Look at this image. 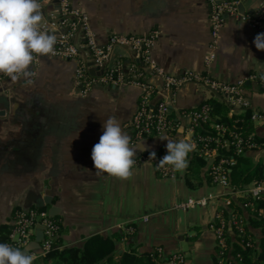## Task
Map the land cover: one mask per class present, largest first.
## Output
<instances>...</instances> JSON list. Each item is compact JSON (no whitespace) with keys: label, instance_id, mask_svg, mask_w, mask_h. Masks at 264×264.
<instances>
[{"label":"crops","instance_id":"crops-1","mask_svg":"<svg viewBox=\"0 0 264 264\" xmlns=\"http://www.w3.org/2000/svg\"><path fill=\"white\" fill-rule=\"evenodd\" d=\"M68 2L72 10L89 17L100 46H107L113 35L155 37L150 57L156 69L129 47L120 46L112 51L110 65H122L129 76L132 69L142 73L144 81L157 88L155 101L173 105L172 115L179 128L171 135L137 141L132 119L141 89L128 84L98 85L84 93L76 70L83 65L92 76L98 75L93 56L85 47L77 59L38 57L26 79L13 81L0 74V243L10 233L17 209L38 206L49 214L56 209L50 216L61 224L63 247H80L96 235H120L115 240L119 252L131 248L147 254L161 248L165 257L184 252L186 264H218L211 224L222 209L230 214L232 209L227 204L230 190L213 184L208 175L210 161L194 174L189 173V162L177 178H161L151 163H144L133 169L131 179L119 180L98 175L91 152L108 115L120 120L123 132L130 137V147L136 148L137 159L152 152L167 154L168 141L160 139L162 136L193 142L196 130L191 113L208 101L228 105L230 117L247 111L230 106L223 95L194 81L175 91L165 87L166 78L179 79L195 72L232 85L244 81L245 96L251 102L248 110L262 117L258 121L250 118L255 128L252 136L261 140L258 150L250 155L264 165V51L254 44L261 32L242 19L264 11V0H240L239 15H228L217 35L211 25L210 0ZM40 3V27L61 20L62 0ZM67 30L55 26L44 32L58 38ZM74 42L85 45L82 30ZM194 152L189 153L190 161ZM188 175L194 178L193 184L188 183ZM190 198L206 200L207 204L189 210L174 208ZM248 218L246 215L247 223ZM128 226L134 228L133 234H127ZM251 231L259 241L260 231ZM40 232L34 231V239Z\"/></svg>","mask_w":264,"mask_h":264},{"label":"built area","instance_id":"built-area-1","mask_svg":"<svg viewBox=\"0 0 264 264\" xmlns=\"http://www.w3.org/2000/svg\"><path fill=\"white\" fill-rule=\"evenodd\" d=\"M239 1L240 0H210L212 7L211 25L214 35H217L218 31L223 27L228 15L235 13L239 15V12H237V6L240 3ZM60 12L62 14V18L58 21V23L45 24L41 26V30L46 31L50 27L55 26L68 28L67 32L60 34L57 38V43L55 45L56 54L52 57L77 59L81 55V51L84 47L93 56L98 75L92 76L88 69L83 65L76 70V79L81 85L83 92L88 93L98 85L118 87L128 84L138 87L141 89L142 95L136 114L132 119L135 139L137 141H143L155 136L163 134L171 135L175 133L178 130L179 125L174 120L172 115L173 105L166 101H155V97L157 95L156 86L145 82L142 73L137 70L132 69V74L129 76L124 71L122 65H110L112 51L116 46H120L129 47L147 65H150L152 69H156L150 57V50L154 45L155 37L149 36L139 38L126 35H113L107 46H100L96 42L94 33L90 26L89 17L87 15L81 11L72 10L69 6L68 0H62ZM242 19L251 23L258 32H264V11L260 12L256 16H243ZM79 30L83 31L86 38L84 46H80L74 42ZM4 77L9 78L5 75ZM189 81L203 84L209 89L223 95L232 107H239L243 110L251 108V102L245 96L244 81L232 85L213 80L207 75L188 72L179 79L170 77L166 78L165 87L171 91H175L184 83ZM211 113L212 107L207 103L203 104L191 113L194 122V131L197 127L212 119ZM261 119L262 117L259 113H255L254 111L251 113L252 121H258ZM213 127L219 134L228 130V128H226L223 124H215ZM229 133L230 139L224 140L221 139V137L219 138L208 135L194 137L193 142L196 145L195 151H198L207 162H211L208 175L213 184L230 190L229 196L227 197V204L230 206L233 198L237 197H247L248 195H252L255 199H259L261 195V188L264 185L262 183L252 184L248 185L244 190H239L233 187L230 172L236 161L232 156L228 158L223 157L217 161V157L220 156V149H230V147L233 146L237 155H245L248 152L258 149L260 145L255 141L252 135L247 139H244L238 133H234L232 131ZM155 153V160H149L151 153L142 155L135 159L133 169H137L144 163H151L161 178H177L181 172H174L170 166H165L164 168H160L158 166L160 160L166 154L160 152ZM188 161L190 162L189 156ZM206 204V200H194L190 198L176 203L174 208L177 210H189L197 206H205ZM244 207L252 208V210H254V204L252 202L246 203ZM143 220H148V217H144ZM247 225L248 223L244 214L231 213L229 216L224 209L216 214V218L211 224V229L216 235L218 264L242 263L243 258L241 254L233 255L231 254V251L232 244L235 243L237 236L249 237ZM36 229H40L43 234L40 249L36 251H28L27 254L34 255L36 258L44 256L53 249L55 241L60 235V223L51 217L47 210H41L33 207L17 209L14 212L13 226L8 234L7 240L4 243L9 244L12 247L19 248L22 252H25L26 248L34 240V231ZM126 231L128 235L133 234L134 228L132 226H128ZM246 246L252 247L253 245L251 241H248ZM154 254L156 264L187 263V256L184 252H176L165 257L163 255V250L159 248L155 250Z\"/></svg>","mask_w":264,"mask_h":264},{"label":"clouds","instance_id":"clouds-1","mask_svg":"<svg viewBox=\"0 0 264 264\" xmlns=\"http://www.w3.org/2000/svg\"><path fill=\"white\" fill-rule=\"evenodd\" d=\"M43 20L40 0H0V74L16 81L32 75L31 65L40 56H54L57 38L41 30ZM257 50L264 51V33L255 37ZM102 135L91 152L97 174H107L119 180L133 176L136 148L130 147V137L123 132L121 122L115 115H108L102 124ZM167 154L158 166H170L174 172L188 167L189 153L196 148L194 142L181 139L173 141L166 136ZM156 153L149 160H155ZM36 257L19 248L0 243V264H33Z\"/></svg>","mask_w":264,"mask_h":264},{"label":"trees","instance_id":"trees-1","mask_svg":"<svg viewBox=\"0 0 264 264\" xmlns=\"http://www.w3.org/2000/svg\"><path fill=\"white\" fill-rule=\"evenodd\" d=\"M212 107V119L207 123L196 128L195 137L198 136H216L221 139H230V131L240 134L244 139H247L254 134L255 128L251 124V113L249 110L241 115L229 116L230 108L226 104H221L216 101H208ZM215 124H223L227 131L219 134L214 129ZM230 130V131H229ZM254 139L259 143V137L254 135ZM258 150V149H256ZM256 150L252 151L255 152ZM248 152L245 155H237L234 147L230 149L222 148L219 151L220 156L217 161L223 157H234L236 163L230 172L231 183L234 188L244 190L248 185L264 183V165L256 163L253 157ZM206 160L203 156L195 151L191 157L189 164V173H197V169L205 166ZM188 183L193 184L194 178L188 175ZM248 202L254 204L252 208H245L244 205ZM33 208L46 210L45 208L34 206ZM232 213L244 214L248 218V236L236 237L235 243L232 244L231 254H241L243 261L241 264H264V213L259 214L258 210H264V193H261L259 199H255L252 195L247 197H239L232 200L230 205ZM228 213V212H226ZM230 216V213H228ZM251 229L259 230L261 238L257 241ZM61 232V224H60ZM8 233L4 237L3 242L7 240ZM120 235L111 237H103L96 235L88 238L80 247H63L60 239L55 241L54 247L46 255L34 259L33 264H156L155 254H138L134 249H126L119 252L116 248V241L120 239ZM251 241L252 247H247L246 244Z\"/></svg>","mask_w":264,"mask_h":264},{"label":"water","instance_id":"water-1","mask_svg":"<svg viewBox=\"0 0 264 264\" xmlns=\"http://www.w3.org/2000/svg\"><path fill=\"white\" fill-rule=\"evenodd\" d=\"M55 210L56 209L53 208L50 214L53 215V211H55ZM42 238H43V234H42V232H40L38 234V236L34 239V241H32L29 244V246L26 248V251L25 252H28V251H36V250L40 249V244H41Z\"/></svg>","mask_w":264,"mask_h":264}]
</instances>
